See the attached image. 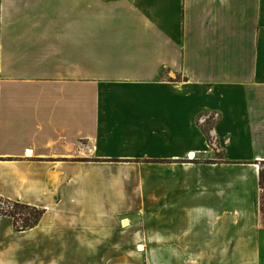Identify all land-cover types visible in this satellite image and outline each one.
<instances>
[{
  "label": "crops",
  "instance_id": "0c3cea01",
  "mask_svg": "<svg viewBox=\"0 0 264 264\" xmlns=\"http://www.w3.org/2000/svg\"><path fill=\"white\" fill-rule=\"evenodd\" d=\"M263 162L264 0H0V264H264Z\"/></svg>",
  "mask_w": 264,
  "mask_h": 264
},
{
  "label": "trees",
  "instance_id": "16d2710c",
  "mask_svg": "<svg viewBox=\"0 0 264 264\" xmlns=\"http://www.w3.org/2000/svg\"><path fill=\"white\" fill-rule=\"evenodd\" d=\"M262 164H264V162ZM258 176H259V186L262 190L264 188V167L262 166L260 167ZM261 199H262V192H261ZM261 199H260V212L263 219L264 209ZM9 202L12 203L11 209L8 210L0 209V214H6L10 216L13 221V226L16 230H23L34 226L38 222V220L40 219L43 213V209L37 208L35 206H31L25 203L12 201V200H9ZM18 220L19 223L16 222Z\"/></svg>",
  "mask_w": 264,
  "mask_h": 264
},
{
  "label": "rangeland",
  "instance_id": "374dc122",
  "mask_svg": "<svg viewBox=\"0 0 264 264\" xmlns=\"http://www.w3.org/2000/svg\"><path fill=\"white\" fill-rule=\"evenodd\" d=\"M161 76H164V74H161ZM178 79H180L179 77H178ZM114 98L115 99H117V98H121V96L120 95H118V94H114ZM147 165V164H146ZM262 167H264V164H262L261 165ZM142 175H144V179L146 180V181H151V170L150 169H148V168H145L144 169V173H142ZM262 204H263V209H264V188L262 189ZM5 201H7V200H5ZM9 201V200H8ZM263 221H264V217H263Z\"/></svg>",
  "mask_w": 264,
  "mask_h": 264
},
{
  "label": "built area",
  "instance_id": "2783aa9c",
  "mask_svg": "<svg viewBox=\"0 0 264 264\" xmlns=\"http://www.w3.org/2000/svg\"><path fill=\"white\" fill-rule=\"evenodd\" d=\"M191 156L194 158V154H191ZM187 158H190V154H187ZM12 207V203L9 202L8 200L5 201V199L3 198H0V209H3V210H8V209H11ZM17 223H19V220L16 221Z\"/></svg>",
  "mask_w": 264,
  "mask_h": 264
},
{
  "label": "bare ground",
  "instance_id": "6f19581e",
  "mask_svg": "<svg viewBox=\"0 0 264 264\" xmlns=\"http://www.w3.org/2000/svg\"><path fill=\"white\" fill-rule=\"evenodd\" d=\"M191 157V156H190ZM125 223V222H124Z\"/></svg>",
  "mask_w": 264,
  "mask_h": 264
}]
</instances>
